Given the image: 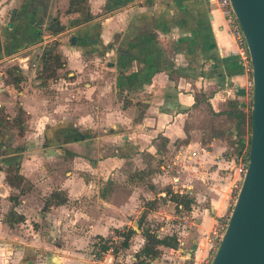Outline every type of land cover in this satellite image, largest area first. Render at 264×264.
<instances>
[{"label": "crops", "instance_id": "1", "mask_svg": "<svg viewBox=\"0 0 264 264\" xmlns=\"http://www.w3.org/2000/svg\"><path fill=\"white\" fill-rule=\"evenodd\" d=\"M86 4L87 20L78 12H65L68 0H0V72L16 64L24 78L15 90L3 83L0 73V106L9 118L15 103L27 115L23 145H4L6 134L0 132L1 212L9 208L4 168L14 161L29 185L64 197L41 211L46 197L38 200L33 187L18 195L13 210L23 220L11 227L0 222V263L24 264L35 252L24 232L42 237L40 243L49 247L68 246L60 241L56 247L50 235L57 217L70 216L68 204L79 196L87 239L70 241L72 248L88 245L91 235L106 238L114 229L130 227L134 233L128 247L115 255L107 250L95 259L98 264H132L143 242L136 220L144 202L156 200L147 218L160 213L167 196L169 209L154 232L158 237L174 234L178 243L174 248L159 246L150 264H203L215 250L214 229L226 222L239 181L224 112L227 101L247 109V62L239 57L214 0ZM11 8L15 14L9 22ZM52 17L62 30H49ZM42 51L58 53L64 64L57 78L38 85ZM203 109L213 124L191 127ZM34 137L39 143L29 142ZM67 151L72 157L59 164ZM64 167L85 174L74 181V172H61ZM164 184L173 193L186 194L187 210L174 208L167 189H160ZM33 207L40 212L33 221L44 223L36 230L29 224ZM18 225L21 230H16ZM84 254L82 264H93L91 252L75 253ZM56 256L58 264H65L64 257Z\"/></svg>", "mask_w": 264, "mask_h": 264}, {"label": "water", "instance_id": "2", "mask_svg": "<svg viewBox=\"0 0 264 264\" xmlns=\"http://www.w3.org/2000/svg\"><path fill=\"white\" fill-rule=\"evenodd\" d=\"M229 6L249 62L250 136L245 169L208 264H264V0H229ZM14 14L11 8L9 22ZM48 28L64 26L52 17Z\"/></svg>", "mask_w": 264, "mask_h": 264}, {"label": "trees", "instance_id": "3", "mask_svg": "<svg viewBox=\"0 0 264 264\" xmlns=\"http://www.w3.org/2000/svg\"><path fill=\"white\" fill-rule=\"evenodd\" d=\"M87 4L86 0H68V6L65 10L66 13L78 12L88 19L86 15ZM63 62L60 60L58 53L49 51H42L38 57L37 74L35 79L38 80V85H43L46 80L52 79L56 76L57 70L63 67ZM249 78V64H247ZM1 79L7 86H11L15 90H19V85L23 81V74L18 65L12 64L6 66L1 70ZM250 86V85H249ZM251 87V86H250ZM249 87V94H250ZM248 94V96H250ZM247 109H241L236 105L235 101H227L228 108L224 114L227 116L229 126L227 128V138L229 140V153L230 157L236 162L238 159L246 161L247 149L250 136V100ZM15 113L12 117L4 112L3 107L0 106V128L10 127L15 128L18 136H22L25 131V119L27 117L23 109L15 103ZM25 181L24 177L19 173V163L16 161L11 162L4 168V182L9 187L19 189ZM21 190V188H20ZM11 194L7 196V199L12 205L7 210L3 222L8 226L13 222H19L23 220L21 215H15L13 207L17 204V197L19 195ZM168 199L174 203V208L180 205L184 209L189 208L190 200L186 194L173 193L167 188L166 193ZM64 201V197L60 195L59 191H51L43 201L41 211L48 210L53 205H58ZM156 207V200H148L143 204V211L138 216L137 228L140 230V234L143 238V242L139 249L134 253L135 261L132 264H150L159 253V246L174 248L177 246V238L174 234L156 236V233L146 225L145 218L149 210ZM134 231L130 227L122 229H114L113 234L110 237L96 236L94 246L96 250L91 254L95 258H100L103 253L110 250L111 254L115 255L120 249L128 247V242Z\"/></svg>", "mask_w": 264, "mask_h": 264}, {"label": "rangeland", "instance_id": "4", "mask_svg": "<svg viewBox=\"0 0 264 264\" xmlns=\"http://www.w3.org/2000/svg\"><path fill=\"white\" fill-rule=\"evenodd\" d=\"M10 66V65H9ZM23 74V73H22ZM59 75V73H56V76L53 79L57 78V76ZM251 89V88H250ZM13 94V92H12ZM250 95V94H249ZM250 100V96L247 97V99L244 101V107H246L247 105H249L248 101ZM15 108V106H13ZM204 108V107H203ZM14 113H15V109H14ZM14 115V114H13ZM200 117L198 118L197 116L194 117V119H192L190 121V126L191 127H195V128H199V126L201 127L203 122L206 124H210L212 125L213 123L211 122V116H209L208 110L203 109L200 113H199ZM12 117V116H11ZM27 119V117H26ZM25 119V120H26ZM209 120V121H208ZM26 127V125H25ZM0 132H4L6 134L5 137V144L6 146H10L15 148L16 145H23L25 142V139L22 138V136H18L16 133L15 128H10V127H4V128H0ZM24 134V133H23ZM32 143H39V138L38 137H34V139L32 141H29ZM229 142V141H228ZM26 144V143H25ZM63 159L61 161H59V164L61 162H63V160L69 159L70 157H72V154L70 152H66L63 156ZM89 161V160H88ZM238 161V160H237ZM236 161V164H237ZM78 162V161H77ZM18 163V162H17ZM57 165V162L55 164ZM63 168V167H62ZM62 168L60 170H62ZM167 170H170L169 168H166ZM56 170V169H55ZM65 171H71L74 172V176H73V180L76 181L78 179V177H83V174H85L84 172L78 170V169H70V168H65L61 171L62 173H64ZM44 177H41L40 180H42ZM167 186L170 187V184H164V188L161 186L160 189L162 190H166ZM30 187H33V185H29L28 181L25 180L23 181L22 185H21V190L19 189H15L12 187H9L8 189V193L5 196L7 198V196L11 195V194H17L18 191L20 194L24 193L25 191H28L30 189ZM156 189V188H155ZM32 191L36 192V194H38V200L41 201V199L43 200V198L46 197V194H48V188H41L38 186H34ZM167 191V190H166ZM236 191L233 194V198L235 197ZM92 193V191H89V193ZM19 194V195H20ZM75 196V195H73ZM167 198L164 197V204H161L159 207L160 213L156 214V212H151L150 215L146 218L145 220V224H147L148 222L152 223V227L151 229L153 231H157L158 230V226L160 224V220L163 217V212L165 213L169 207L167 205V201L165 200ZM234 200V199H233ZM144 201V200H143ZM8 206L10 207L12 205V203L9 201H7ZM233 203V201H232ZM231 203V205H232ZM69 205V206H68ZM67 206L69 207V209H71L72 214L69 216L66 214L63 215L60 219H58L59 217H57L56 222H55V230L54 232L50 235V238L55 242V244L57 245L56 247L60 246L59 243L60 241H66L69 243L68 246H63L62 248L58 249V248H54V247H49L48 243H43L41 244L40 242L43 240L42 237L40 238L37 235H33V234H27L26 232L23 233L22 236H24L26 241H29V243L32 244V246H34V253H32V251L28 254V256L25 257V261L24 264H31V262L33 261L32 259L35 258L36 261L38 262L37 264H42V261H45L46 264H58V262L55 261L58 260L56 253L58 252L59 255H61L62 257H64L65 259V264H82L83 260L86 258V255H75V253L80 252V253H92L93 251L96 250V247L94 246V243L96 241V238L94 237V235L90 236V240L91 242L88 243V245H83L82 247L77 248H72V246L70 245V241H74V240H79L81 239V237H83L84 240H86L87 238L84 237L85 234H83L82 232V220L85 219V217L82 215L83 211H84V202L81 201V197H73L69 204ZM140 205V203L138 204V206ZM138 208V207H137ZM9 209V208H8ZM7 209V210H8ZM7 210L3 213L1 212V206H0V222L4 224L3 220L5 217V214L7 212ZM158 210V211H159ZM30 212V221L29 224L31 225L32 229L36 230L39 228L40 224H44V223H38L37 221H33L38 213L39 210L36 207L30 208L29 210ZM165 219V217L163 218ZM23 224H26L25 222H23ZM54 224V223H53ZM7 225V224H5ZM20 225V224H19ZM16 226V230H21L22 227ZM8 226V225H7ZM10 227L13 226L12 224L9 225ZM44 232V231H42ZM44 235V234H43ZM41 235V236H43ZM108 237L112 236V234L107 235ZM90 255V254H89ZM1 256V253H0ZM51 257H53L51 259ZM91 260L93 259L94 263L93 264H98V259H95V257L90 255ZM2 264V263H0Z\"/></svg>", "mask_w": 264, "mask_h": 264}, {"label": "built area", "instance_id": "5", "mask_svg": "<svg viewBox=\"0 0 264 264\" xmlns=\"http://www.w3.org/2000/svg\"><path fill=\"white\" fill-rule=\"evenodd\" d=\"M218 10L220 11V13L223 15V17L225 18L228 26H229V31L230 33L233 35V37L235 38V41L238 45V55L241 59H244L247 64H249L248 62V56H247V52H246V48L244 45V41L242 38V35L239 31L238 25L234 19V16L232 14L231 8L229 6V0H214ZM237 173L239 175V181H238V185H234L235 190L238 189L239 187V182L241 180V177L243 175L244 169H245V162L238 159L237 161ZM226 223V222H225ZM225 223L219 224L213 232V246H215L214 248H216L217 243L219 241V238L224 230L225 227ZM210 261V260H209ZM209 261L204 262L203 264H208Z\"/></svg>", "mask_w": 264, "mask_h": 264}]
</instances>
